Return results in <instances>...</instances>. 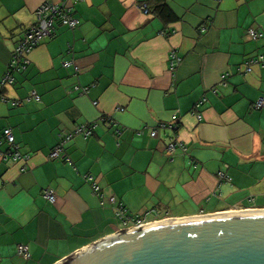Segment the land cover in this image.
<instances>
[{
    "label": "crops",
    "instance_id": "1",
    "mask_svg": "<svg viewBox=\"0 0 264 264\" xmlns=\"http://www.w3.org/2000/svg\"><path fill=\"white\" fill-rule=\"evenodd\" d=\"M44 1L0 0V80ZM144 1H73L79 25L56 23L54 36L28 55L31 65L2 89L20 105L0 102V138L11 129L30 159L0 158V264H56L124 229L109 198L149 222L264 210V107L254 109L264 99V65L246 66L264 55V0H168L177 17L171 22L143 13ZM249 29L261 35L252 40ZM171 51L181 58L173 71ZM31 91L39 101H27ZM88 123H96L91 136L65 145L71 164L48 158L61 133ZM173 139L186 152L171 160ZM19 245L28 259L17 254Z\"/></svg>",
    "mask_w": 264,
    "mask_h": 264
},
{
    "label": "water",
    "instance_id": "2",
    "mask_svg": "<svg viewBox=\"0 0 264 264\" xmlns=\"http://www.w3.org/2000/svg\"><path fill=\"white\" fill-rule=\"evenodd\" d=\"M56 264H264V210L124 228Z\"/></svg>",
    "mask_w": 264,
    "mask_h": 264
},
{
    "label": "built area",
    "instance_id": "3",
    "mask_svg": "<svg viewBox=\"0 0 264 264\" xmlns=\"http://www.w3.org/2000/svg\"><path fill=\"white\" fill-rule=\"evenodd\" d=\"M75 0H58L57 2H52L49 0L44 1L34 12L35 22L25 29L23 32L20 41L17 43L15 49L12 52V56L10 62L8 64V69L5 72L4 76L0 80V102L9 103L11 106H19L20 102L9 101L2 95V89L11 85L14 82V74L25 71L30 65L31 61L28 58L31 50L39 45L41 41L44 39L52 38L55 34V24H61L62 26H66L70 29L76 28L80 21L78 18L74 16L73 9L71 7V3ZM143 13H147L148 10L145 5L139 7ZM173 33V31H172ZM247 34L250 36L252 40H256L261 34H257L252 29L247 30ZM163 35L167 36L168 34L163 33ZM181 58L176 54V52L171 51L168 56V64L169 69L173 71L180 63ZM253 64L264 65V55L259 56L258 58H250L246 62L247 72L251 71V66ZM62 66L65 68L72 67L75 73L78 72V67L72 61H65L62 63ZM227 77V74L221 76V82H224ZM80 95H85L88 93V87H78L74 88ZM40 96L35 92L31 91L28 94L27 101H39ZM206 103V99L201 98L196 104L195 109H199L202 105ZM264 107V99L260 98L254 104L255 110H260ZM122 111V110H120ZM195 116L198 120H201V113L196 112ZM106 119V118H105ZM107 120V119H106ZM101 121H104V118H101ZM159 127L162 129H168L174 131L176 128L175 124L166 125L164 123L159 124ZM96 128V123H88V124H80L73 128L71 132L61 133L59 135V140L57 145L50 151L48 158L52 160H61L66 163L71 164L69 158L65 155V145L73 138L74 135H80L84 138H88L93 133ZM119 133V132H117ZM140 131L138 134H142ZM157 134L156 129H151L149 131L150 137H155ZM8 145V151L4 152L0 150V158L2 160H11L14 162L22 161L26 163L30 159L29 154H23L19 151L18 146L15 144L14 137L11 129L6 128L2 132V136L0 138V146L2 144ZM177 150H181L183 153L186 152V147L184 144L176 139L170 141L166 146V155L172 160V157L175 155ZM26 167L22 168L24 171ZM219 180H226L228 177L219 173ZM85 181L90 183L92 191L95 195L100 197V188L93 181V178L90 176H85ZM43 198L53 203L55 201V195L53 191L44 189L42 191ZM102 198V196H101ZM252 201V198H249ZM108 204L115 208L116 216L125 226V228L129 227H138L150 224L146 219V216H131L127 213L124 206L120 203H116L114 198L108 199ZM100 206H105V202L103 199L100 200ZM240 211H250L248 209H240V210H229L228 212H240ZM156 222V221H154ZM17 254L21 256L23 259L29 258V252L26 246L19 245L17 247Z\"/></svg>",
    "mask_w": 264,
    "mask_h": 264
},
{
    "label": "trees",
    "instance_id": "4",
    "mask_svg": "<svg viewBox=\"0 0 264 264\" xmlns=\"http://www.w3.org/2000/svg\"><path fill=\"white\" fill-rule=\"evenodd\" d=\"M168 0H145L146 8L151 15L159 17L164 22L174 21L177 17L168 6Z\"/></svg>",
    "mask_w": 264,
    "mask_h": 264
},
{
    "label": "rangeland",
    "instance_id": "5",
    "mask_svg": "<svg viewBox=\"0 0 264 264\" xmlns=\"http://www.w3.org/2000/svg\"><path fill=\"white\" fill-rule=\"evenodd\" d=\"M160 216H162V215H160Z\"/></svg>",
    "mask_w": 264,
    "mask_h": 264
}]
</instances>
